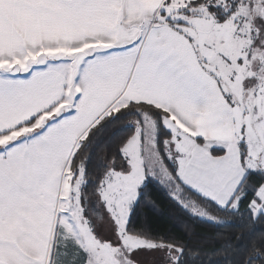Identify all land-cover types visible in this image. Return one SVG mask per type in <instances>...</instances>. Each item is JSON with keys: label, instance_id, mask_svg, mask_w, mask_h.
<instances>
[{"label": "snow or ice", "instance_id": "1", "mask_svg": "<svg viewBox=\"0 0 264 264\" xmlns=\"http://www.w3.org/2000/svg\"><path fill=\"white\" fill-rule=\"evenodd\" d=\"M0 264H264V0H0Z\"/></svg>", "mask_w": 264, "mask_h": 264}, {"label": "trees", "instance_id": "2", "mask_svg": "<svg viewBox=\"0 0 264 264\" xmlns=\"http://www.w3.org/2000/svg\"><path fill=\"white\" fill-rule=\"evenodd\" d=\"M160 212H161V213H167V212H168V207H167V205L164 204L163 202H162V204H161Z\"/></svg>", "mask_w": 264, "mask_h": 264}]
</instances>
